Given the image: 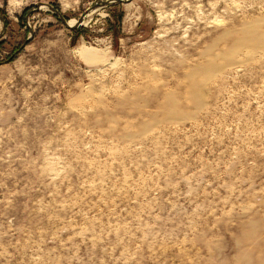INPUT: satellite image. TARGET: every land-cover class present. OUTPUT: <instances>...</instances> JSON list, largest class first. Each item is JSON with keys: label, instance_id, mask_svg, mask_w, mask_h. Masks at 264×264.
<instances>
[{"label": "rangeland", "instance_id": "1", "mask_svg": "<svg viewBox=\"0 0 264 264\" xmlns=\"http://www.w3.org/2000/svg\"><path fill=\"white\" fill-rule=\"evenodd\" d=\"M106 1L0 0V264H264V0Z\"/></svg>", "mask_w": 264, "mask_h": 264}, {"label": "water", "instance_id": "2", "mask_svg": "<svg viewBox=\"0 0 264 264\" xmlns=\"http://www.w3.org/2000/svg\"><path fill=\"white\" fill-rule=\"evenodd\" d=\"M128 3V2H131V0H128L127 2L126 1H124V0H109V1H106V2H101L100 4H101V6H104V7H106V6H108V5H110V4H113V3ZM41 6H45V7H48V8H50V9H52L55 13H56V15H58L62 20H63V22L65 23V24H68V22L61 16V14L59 13V11H57L56 9H54L51 5H39L38 6V8H41ZM89 12H91V10H89L88 12H86L79 20H78V22H77V24L75 25V26H70V28H72V29H76V27H79V26H81V24L83 23V20H84V18L86 17V15L89 13ZM0 19H1V21H3V18H2V16L0 15ZM69 26V25H68Z\"/></svg>", "mask_w": 264, "mask_h": 264}, {"label": "bare ground", "instance_id": "3", "mask_svg": "<svg viewBox=\"0 0 264 264\" xmlns=\"http://www.w3.org/2000/svg\"><path fill=\"white\" fill-rule=\"evenodd\" d=\"M124 1L127 2L128 0H124ZM41 8H44V9H45V6H41ZM76 23H77L76 21H72V22L70 23V25H69V23H68L67 25H69V26H74ZM82 53H83L82 55H83L84 57H87V56H85V55L87 54V51H83Z\"/></svg>", "mask_w": 264, "mask_h": 264}, {"label": "trees", "instance_id": "4", "mask_svg": "<svg viewBox=\"0 0 264 264\" xmlns=\"http://www.w3.org/2000/svg\"><path fill=\"white\" fill-rule=\"evenodd\" d=\"M56 8V7H55ZM0 15L2 16V18L4 19V17H3V15L0 13ZM56 16V15H55ZM5 20V19H4ZM72 31H74V32H77V30L76 29H71Z\"/></svg>", "mask_w": 264, "mask_h": 264}]
</instances>
